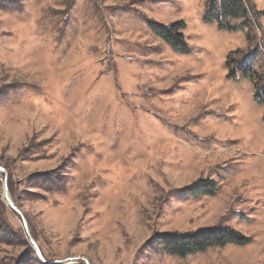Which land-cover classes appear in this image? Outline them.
<instances>
[{
  "label": "rangeland",
  "instance_id": "obj_1",
  "mask_svg": "<svg viewBox=\"0 0 264 264\" xmlns=\"http://www.w3.org/2000/svg\"><path fill=\"white\" fill-rule=\"evenodd\" d=\"M11 1L0 264H264V0H241L249 21L233 31L205 21L214 0ZM152 23H183L190 52ZM198 181L214 195L186 190ZM206 229L249 243L185 258L144 247Z\"/></svg>",
  "mask_w": 264,
  "mask_h": 264
},
{
  "label": "trees",
  "instance_id": "obj_2",
  "mask_svg": "<svg viewBox=\"0 0 264 264\" xmlns=\"http://www.w3.org/2000/svg\"><path fill=\"white\" fill-rule=\"evenodd\" d=\"M208 6L209 13L205 17V21L218 17L217 25L221 30L233 31V20L245 19L249 21V12L245 3L241 0H222L221 4H217V0L211 1ZM15 7L11 0H0V8ZM153 31L165 41H167L174 49L184 53H189L190 49L184 44L185 40L182 31L185 30L183 23L175 24L170 29L151 24ZM241 70L243 76L250 81L257 82L255 72L248 64H244ZM240 64V65H241ZM244 68V69H243ZM238 71V70H236ZM235 74V73H233ZM44 179V183L55 184L52 174L40 176ZM192 195L203 192L205 195H214L215 184L212 181H198L186 189ZM6 236V235H5ZM249 243L247 238L235 233L229 229H206L191 233H159L155 234L144 247H149L153 253H166L171 256L185 258L197 253L204 252L212 247H220L226 245H246Z\"/></svg>",
  "mask_w": 264,
  "mask_h": 264
},
{
  "label": "water",
  "instance_id": "obj_3",
  "mask_svg": "<svg viewBox=\"0 0 264 264\" xmlns=\"http://www.w3.org/2000/svg\"><path fill=\"white\" fill-rule=\"evenodd\" d=\"M37 253H38L39 257L42 259V257H41V255H40L39 251H37Z\"/></svg>",
  "mask_w": 264,
  "mask_h": 264
}]
</instances>
